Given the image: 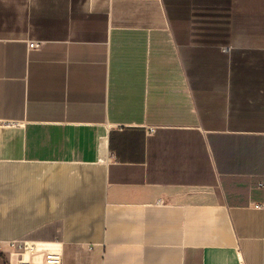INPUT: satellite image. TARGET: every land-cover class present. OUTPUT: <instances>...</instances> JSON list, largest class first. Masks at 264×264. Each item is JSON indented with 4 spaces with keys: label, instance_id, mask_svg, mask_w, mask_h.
Returning <instances> with one entry per match:
<instances>
[{
    "label": "crops",
    "instance_id": "obj_1",
    "mask_svg": "<svg viewBox=\"0 0 264 264\" xmlns=\"http://www.w3.org/2000/svg\"><path fill=\"white\" fill-rule=\"evenodd\" d=\"M0 264H264V0H0Z\"/></svg>",
    "mask_w": 264,
    "mask_h": 264
},
{
    "label": "built area",
    "instance_id": "obj_2",
    "mask_svg": "<svg viewBox=\"0 0 264 264\" xmlns=\"http://www.w3.org/2000/svg\"><path fill=\"white\" fill-rule=\"evenodd\" d=\"M42 46H43V42L42 41H30L29 42V49L30 50L40 49Z\"/></svg>",
    "mask_w": 264,
    "mask_h": 264
}]
</instances>
